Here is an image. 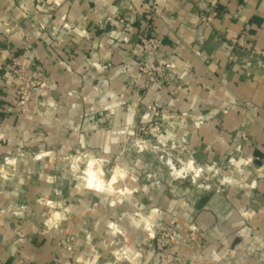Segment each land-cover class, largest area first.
<instances>
[{
  "label": "crops",
  "instance_id": "0c3cea01",
  "mask_svg": "<svg viewBox=\"0 0 264 264\" xmlns=\"http://www.w3.org/2000/svg\"><path fill=\"white\" fill-rule=\"evenodd\" d=\"M203 11L211 14L210 24L202 22ZM142 32L162 40L158 57L167 68L148 87L139 70ZM241 34L250 50L264 51V0H0V120L7 125L14 119L16 83L8 68L15 53L49 83L59 104L56 122L108 134L155 123L160 134L183 142L206 165L222 167L240 157L236 179L247 175L252 184L231 194L232 225L225 226L219 194L206 207L198 202L204 221L195 239L182 230L178 259L264 264V58L237 53L230 59L229 41ZM81 101L77 118L70 108ZM151 103L159 104V115L148 111ZM1 236L0 264L56 259L58 237L31 234L15 241L6 230ZM107 248L91 246L79 261L141 264L136 254L123 258Z\"/></svg>",
  "mask_w": 264,
  "mask_h": 264
},
{
  "label": "rangeland",
  "instance_id": "374dc122",
  "mask_svg": "<svg viewBox=\"0 0 264 264\" xmlns=\"http://www.w3.org/2000/svg\"><path fill=\"white\" fill-rule=\"evenodd\" d=\"M8 74L16 89L12 125L0 120V228L13 240L31 234L58 237L51 264H87L80 257L102 243L123 258L138 255L141 264H182L178 254L184 239L197 238L196 226L204 221L200 202L206 207L219 194L225 226L232 225L231 194L252 184L247 175L236 179L240 157L228 158L222 167L206 165L183 142L160 134L155 123L124 133L109 128L113 134H108L74 128L66 119L56 122L59 104L49 83L15 53ZM82 104L75 103L71 114L81 118ZM91 161L105 182L120 173L115 193L85 187Z\"/></svg>",
  "mask_w": 264,
  "mask_h": 264
},
{
  "label": "built area",
  "instance_id": "2783aa9c",
  "mask_svg": "<svg viewBox=\"0 0 264 264\" xmlns=\"http://www.w3.org/2000/svg\"><path fill=\"white\" fill-rule=\"evenodd\" d=\"M148 19L152 17L151 13L146 15ZM201 20L205 24L212 22L211 14L208 11H203L200 15ZM247 36L241 34L239 37L231 39L229 46L232 49L230 55L231 60L237 58V53L246 54L252 57L264 58V51H253L247 43ZM221 41V38L218 39ZM138 45L141 51V60L139 62V70L142 72L145 78V86L148 87L151 84L160 81V79L166 74L165 62L158 57L159 50L162 46V40L152 36L146 32H142L138 35ZM19 73L18 71H16ZM148 111L159 115V104L151 103L147 107Z\"/></svg>",
  "mask_w": 264,
  "mask_h": 264
},
{
  "label": "bare ground",
  "instance_id": "6f19581e",
  "mask_svg": "<svg viewBox=\"0 0 264 264\" xmlns=\"http://www.w3.org/2000/svg\"><path fill=\"white\" fill-rule=\"evenodd\" d=\"M93 164L94 162L91 161L85 175L83 176L82 181H84L83 183L85 184V187L98 191L108 190L115 193L113 183L121 177L120 173L116 172L110 182H105L100 176V171H98ZM190 169L197 173L196 166H194L193 163L190 164Z\"/></svg>",
  "mask_w": 264,
  "mask_h": 264
}]
</instances>
